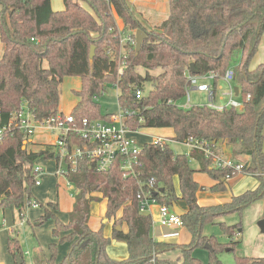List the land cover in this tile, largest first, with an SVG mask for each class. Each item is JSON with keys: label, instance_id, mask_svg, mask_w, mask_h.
Masks as SVG:
<instances>
[{"label": "trees", "instance_id": "obj_1", "mask_svg": "<svg viewBox=\"0 0 264 264\" xmlns=\"http://www.w3.org/2000/svg\"><path fill=\"white\" fill-rule=\"evenodd\" d=\"M62 2L63 8L54 10L51 0H0V128L22 103L37 119L63 113L60 84L67 76H79L81 86L74 90L78 99L70 110L75 125L83 118H109L112 113L102 112L97 98L108 86H116L118 106L131 131L169 128L177 143L192 137L205 141L217 153L224 143L233 159L250 157L249 164L244 161L248 165L244 170L257 178L258 185L233 195L230 201L201 205L197 200L201 186L193 178L191 161L217 181L213 190L223 189L225 181L238 173L227 166H213L211 157L200 150L177 153L167 142H146L135 153L130 170L122 168L123 154H117L105 171H96L88 159L80 160L76 171L66 176L75 199L67 220H62L57 214L58 201L42 203L32 194L33 166L38 158L52 159L53 147L32 142L39 146L32 149L31 141L13 130L0 138V210L16 209L20 214L33 199L43 210L36 225L53 221L55 240L48 245L49 255L37 247L34 264H202L193 253L198 246L207 250L208 264H222L219 251L234 250L239 243L234 234L242 224L228 225L216 219L231 212L241 215L245 207L264 197V62L250 66L264 31V0H168V16L152 29L134 16L128 0ZM117 17L122 19V28ZM137 29L145 33L139 52L123 40L135 39ZM91 46H95L92 58ZM230 67L241 108L178 104L187 95L190 76L213 72L216 80ZM137 89L142 91L140 98L135 96ZM149 178L155 179L153 195L159 203L172 207L179 200L185 202L180 217L192 234L189 244L161 242L150 234L152 217L139 211L136 197L138 182L146 183ZM102 199H106L104 215L113 222L110 236L104 234V224L96 230L88 224L91 203ZM207 223H219L228 241L204 234ZM123 224L126 231L116 228ZM112 239L125 242L127 258L108 254ZM64 242L69 247L59 260L57 244ZM172 247L181 249L182 258H157ZM7 249L14 264H25L19 240L12 235ZM235 261L264 264V256H235Z\"/></svg>", "mask_w": 264, "mask_h": 264}, {"label": "built area", "instance_id": "obj_2", "mask_svg": "<svg viewBox=\"0 0 264 264\" xmlns=\"http://www.w3.org/2000/svg\"><path fill=\"white\" fill-rule=\"evenodd\" d=\"M123 40L129 42L130 46L135 48L136 40L134 38L127 37ZM233 75V69L228 68L220 76L228 86L229 99L224 105L213 103L215 97L213 86L206 83H198L200 76L204 75L190 76L189 86L193 85L199 91H206L211 101L209 106L213 108L219 110L229 106L241 108L242 102L237 101L234 97ZM206 76L212 78L215 75L213 72H209ZM141 95L142 91L140 89L135 90L137 98H140ZM246 98H249V95H246ZM180 106H190L188 90L187 100ZM74 123V117L70 112H58L48 118L37 119L27 104L22 103L19 108L11 113L8 122L0 128V138L5 131L11 132L13 130L20 131L28 139L30 136L38 133L45 134L44 137H36L29 140L31 143L51 144L54 151L52 159L56 162L54 172L56 175H61L64 178H66L68 173L76 171L78 162L82 159L92 161L96 171H105L110 168L117 154H123L126 159L122 162V168L125 170L132 168V161L135 159V153L139 150L140 146L129 136L131 130L125 125L124 111L120 109L118 113H112L106 119L97 118L89 120L88 118H83L81 124L78 126ZM168 139L163 136H156L153 142L163 144L168 143ZM181 144L188 145L190 149L200 150L206 156L211 157L213 166H227L237 173L248 172L244 170V167H248L244 161H237L230 156H225L221 152H215L205 141L189 137ZM44 171L45 169L41 164L37 162L34 164L33 174L36 185L41 183V176ZM66 182L70 188H73L67 180ZM154 183V178H149L146 183L138 182L139 190L136 197L138 199L139 211L150 214L154 224L183 225L181 217L175 213L171 206L159 203L157 198L154 197L153 194L157 191ZM29 204L35 207L38 206V203L35 201H30ZM153 205L155 206L154 212L151 210V206Z\"/></svg>", "mask_w": 264, "mask_h": 264}, {"label": "rangeland", "instance_id": "obj_3", "mask_svg": "<svg viewBox=\"0 0 264 264\" xmlns=\"http://www.w3.org/2000/svg\"><path fill=\"white\" fill-rule=\"evenodd\" d=\"M163 3L167 5V0H161ZM130 7L132 9V13L135 17L141 18V15L144 18V21L146 24H153L157 22V20H153L150 17H148L147 12L144 13V7L141 8L139 3L135 4L133 3L134 0H128ZM85 4V3H83ZM51 5L54 9L59 10L63 8V2L62 0H51ZM168 7L166 6V9ZM0 10H2V6L0 5ZM137 11V12H136ZM163 13V12H162ZM120 18L117 17V24L119 27L121 23ZM156 21V22H155ZM3 51V44L0 41V56L2 55ZM254 58L250 60V66L253 64ZM233 63L232 65H234ZM232 68V67H230ZM81 86V79L79 76H67L64 78L62 83L60 84V110L63 112H68L71 107L76 103L78 97L75 95L74 90L79 89ZM147 87V86H146ZM150 87V86H149ZM148 88V87H147ZM188 94H189V104L190 105H203L208 104L211 102L210 98L208 97V93L206 91H199L192 89L191 87H187ZM226 89L221 90V92H225ZM119 93V89L116 86H108L104 93H102L101 96L97 98L98 104L100 106V109L104 113H118L119 112V106L117 101V95ZM235 99L237 101H242L241 96H235ZM187 100V95H185L178 104H183ZM171 132L169 130L164 129H156V128H141L139 130V133L136 134V142L138 146H142L146 142H153L154 138L157 135H163L168 134L166 136L170 137L169 135ZM45 134L38 133L33 136H30L29 139H35L36 137L41 138L44 137ZM168 144L170 148L174 152L177 153H188L190 148L186 144H181L173 141L172 139H168ZM29 146L32 149H37L39 146L34 143H29ZM37 163L41 164L45 171L43 175L41 176V183L39 185H34L32 187V194L34 197H38L43 199L42 201H45L44 199L51 197L50 199H58L60 208L58 210V215L62 220H67V207L70 206L72 203V200L74 199V195H70L73 193L74 190H71L68 188V185L65 183V179L61 175H55V165L56 162L53 159H43L38 158ZM191 166L194 169L198 168V165L196 162L191 161ZM202 176L206 177V174L199 172ZM64 179V180H63ZM56 183H58V187L56 186ZM175 188L176 183H178L177 180H174ZM33 201V199H31ZM262 205V206H261ZM261 206V207H260ZM254 205L253 207L246 208L242 211L241 215L237 212H231L229 214L224 215V220L227 223H241L243 228V233L245 234L246 238H248V242L244 247L238 248L235 247L234 250L226 251V248L219 251L218 257L222 264H236L235 256H242V255H248V256H254V255H261V253L264 251L262 248L256 246L257 243H255L254 239V228H256L257 221L253 222L252 220L255 216V213L257 212V208L262 210V213H264V203H261ZM104 203L103 202H96L92 203L91 205V219L90 223L91 225L95 226L98 222L101 221V218L106 219V222H103L104 226L111 222V220H108L105 215L102 213L104 212ZM23 210V216L22 218L18 215V210L14 209L11 211L10 209H6L4 211L0 210V223L3 226L0 227V264H14V258L13 256L8 252L7 245H8V238L10 235L14 236L19 240V245L21 247L23 259L25 261V264H34L32 260V255L34 253L35 248L41 247L44 252L48 253L49 248L48 245L50 241H54L51 227L53 226V221L51 219L46 220L44 223L40 225H33V222L35 220V215L39 212H41L40 207L32 206L28 203H25V205L22 207ZM4 217V219H3ZM14 219V221H13ZM16 223L14 225L12 231H9L10 225ZM10 228V229H11ZM95 230V229H94ZM203 231L205 233H210L214 235L218 241L224 242V233L220 225L213 224V223H207L203 226ZM203 232V233H204ZM67 243H58L57 244V258H61L62 255L67 251ZM245 251L246 253H243L242 251ZM195 253L197 256L201 259L202 264H208L207 262V250L202 247L198 246L195 248ZM257 253V254H256Z\"/></svg>", "mask_w": 264, "mask_h": 264}, {"label": "crops", "instance_id": "obj_4", "mask_svg": "<svg viewBox=\"0 0 264 264\" xmlns=\"http://www.w3.org/2000/svg\"><path fill=\"white\" fill-rule=\"evenodd\" d=\"M133 3L135 4V6H136V3H139L141 8L144 7L143 11H144V13L147 12L148 17H150L153 20H157V22L155 21L156 23H154V25H153L151 23L146 24L142 15H141V18L136 17L142 23V25L144 27H146L147 29L154 28L157 24H159L160 21H162L163 19H165L168 16V8L166 9V6L168 7V0H167V5L165 3H163V1H161V0H134ZM54 10H56V9H54ZM120 26L121 27H119V28L123 27L122 20H121ZM252 58H254V62H253V64H251L252 67L257 65L258 63L264 62V31L261 33V37H260L256 52L254 53ZM207 74H204V76H200L198 83H206V84L213 86V88L215 90V97H214L213 103H215L216 105H224L227 102V100L229 99L227 83L225 81H223L221 78H217L215 80V77L211 78L210 76H206ZM233 85L235 88V86H236L235 83ZM189 87L196 90L195 86H193V85H191ZM223 89H226V91L222 93L221 90H223ZM238 93H239V90H238ZM235 96H238V94H236L234 91V97ZM189 101H190V99H189ZM71 109H72V107H71ZM70 110L68 112H70ZM65 113H67V112H65ZM163 129L169 130V132H171L169 135H171V136L170 137L166 136L168 134L157 135V136H163V137L171 139L173 136L172 130L169 128H163ZM139 130L129 132V136L131 138H133L135 141H136V134L139 133ZM263 149H264V123H263ZM220 152L223 153L225 156L231 157V152L228 150L227 146L224 143L221 145ZM242 161H247L249 164L250 163V157L248 155H245L242 158ZM199 172L206 174V177L199 174ZM193 178L201 186V189H199V191L197 192V200H198L199 204L206 205V206L215 205V204L230 201V199L233 195L240 194L247 189H254L258 185L257 178L253 174L248 173V172L238 173L237 175H235V176H233V177H231L225 181L223 189H214V190L211 189V187L214 186L217 183V181H215L212 177H210V175L207 172L200 171L197 168V169H195V171L193 173ZM64 179H65V183L67 185L66 178H64ZM175 180H177L176 177H175ZM56 186L58 187V183H56ZM68 188L72 190V188H70L69 186H68ZM176 189L178 190V183H176ZM70 195H73V193ZM95 195L100 196L99 193H95ZM50 198L51 197L44 199L45 201H42L43 199L40 200V198L34 197V199H37L39 202H42V203H46L48 201H58L57 198L53 199V200ZM74 199L72 200V203L70 204V206L67 207V212H69L72 209ZM100 202H103L104 206H105L104 212L102 213L104 215L105 210H106V199H102V201H100ZM92 203H96V202H92ZM92 203H91V205H92ZM261 203H264V197L253 201L246 208L248 209V208L253 207L254 205H257V204H259V206H260ZM176 204L181 210H183V212H185L186 205H185L184 201L179 200L176 202ZM58 205L60 208L59 201H58ZM260 207L257 208L258 210L255 213L254 218L252 219V220H254L253 222H255V220L258 222V220L264 218V213H262V210L259 209ZM40 209H41V207H40ZM151 210L153 212L155 211L154 205L151 206ZM244 210H245V208L243 209V211ZM42 212H43V210L41 209V212H39L35 215V220H34L32 226L36 225V220L42 214ZM57 214H58V211H57ZM120 214H121V211L118 212V215H120ZM18 215L20 218H22V216H23V210L22 209H21L20 214L18 213ZM91 216H92V214H91ZM91 216H90L89 221H88L89 227L93 230L100 228L103 224V220H104L103 217L101 218L100 222H98L95 226H93V225H91L92 223H90ZM223 217L224 216L218 217L216 219V221L217 222H223V223L228 224V225L236 224V223H227ZM3 219H4V217H3ZM13 221H14V219H13ZM3 222H2V224L0 223V227L3 226ZM112 224H113V222L111 221L104 226V234L105 235H107V236L111 235ZM215 224L219 225V223H215ZM14 225H16V223L10 225L9 231L13 230V228H11V227H14ZM52 227H51V229H52ZM121 227L123 230H125V231L127 230L126 224H123V226H121ZM242 233H243V228L241 229V231H236V233L234 234V237L239 239V243L236 245V247H238L240 249H241V247H244L248 242V238H246V236H244L245 234H242ZM150 234L153 236L154 239H156L158 241L167 242V243L176 244V245L189 244L192 241L191 232L183 225H181V226L180 225L179 226L170 225L169 226V225H161V224H154L153 223L152 227H151ZM204 234L211 235L210 233H205V232H204ZM224 237H225L224 242H227L228 237L226 235H224ZM254 239H255L254 240L255 243H257L256 246H258L264 250V234L260 231V228L258 227V225L256 226V228H254ZM67 246L69 247L68 243H67ZM37 249L35 248V250H37ZM40 249H42V248L40 247ZM67 250H68V248H67ZM226 251H231V250L226 249ZM240 251H242L243 253H246L243 250H240ZM42 252L46 256L49 255V251H48V253H46L42 249ZM66 252L67 251H65V253L62 255V257L66 254ZM107 252L111 257H113L115 259H120V260L125 259L128 256V250H127V246H126L125 242L117 240V239L111 240V243L107 246ZM193 253H194V255L197 256V254L195 253V250L193 251ZM242 256H248V255H242ZM262 256H264V251L261 253V255H254V256H249V257L256 258V257H262ZM62 257L60 259H62ZM207 257H208V255H207ZM157 258L159 260H176V259L182 258V252H181L180 248L172 247L167 251L159 253L157 255Z\"/></svg>", "mask_w": 264, "mask_h": 264}, {"label": "water", "instance_id": "obj_5", "mask_svg": "<svg viewBox=\"0 0 264 264\" xmlns=\"http://www.w3.org/2000/svg\"><path fill=\"white\" fill-rule=\"evenodd\" d=\"M132 1V0H131ZM145 37V33L141 30V29H137L136 32H135V50L137 52L140 51L141 49V44H142V41H143V38ZM94 52H95V46H91V49H90V57L92 58L94 56ZM234 91L236 94H238V87L235 86L234 88ZM172 208L173 210L175 211V213L179 216L183 215V210H181L176 203H173L172 204ZM107 220L104 219L103 222H106ZM257 225L258 227L260 228V231L264 234V218L258 220L257 222ZM118 230L122 229V227L120 225H118L116 227ZM226 249H229V248H226ZM17 259H18V262L21 263V259L19 256H17Z\"/></svg>", "mask_w": 264, "mask_h": 264}]
</instances>
